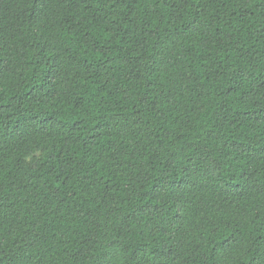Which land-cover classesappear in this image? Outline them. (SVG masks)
<instances>
[{
    "label": "trees",
    "instance_id": "1",
    "mask_svg": "<svg viewBox=\"0 0 264 264\" xmlns=\"http://www.w3.org/2000/svg\"><path fill=\"white\" fill-rule=\"evenodd\" d=\"M0 264H264V0H0Z\"/></svg>",
    "mask_w": 264,
    "mask_h": 264
}]
</instances>
